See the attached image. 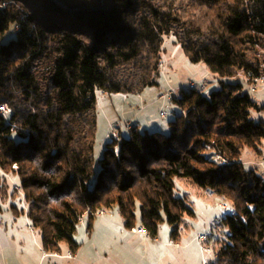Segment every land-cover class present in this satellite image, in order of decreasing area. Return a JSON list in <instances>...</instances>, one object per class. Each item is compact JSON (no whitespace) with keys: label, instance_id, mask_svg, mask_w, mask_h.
Segmentation results:
<instances>
[{"label":"trees","instance_id":"16d2710c","mask_svg":"<svg viewBox=\"0 0 264 264\" xmlns=\"http://www.w3.org/2000/svg\"><path fill=\"white\" fill-rule=\"evenodd\" d=\"M172 34L221 88L209 96L182 89L168 134L134 127L99 159L98 93L158 86ZM259 45L264 0H0V106L11 110L0 112V196L18 176L43 250L76 253L89 210L117 209L128 229L140 210L152 239L165 221L178 239L195 212L175 180L189 179L236 211L211 239L214 264H264V178L242 160L245 149L260 151L264 122L251 119L259 106L245 86L228 82L264 75Z\"/></svg>","mask_w":264,"mask_h":264},{"label":"rangeland","instance_id":"374dc122","mask_svg":"<svg viewBox=\"0 0 264 264\" xmlns=\"http://www.w3.org/2000/svg\"><path fill=\"white\" fill-rule=\"evenodd\" d=\"M185 9L189 15L194 14L193 11ZM255 47L259 56L264 55L262 46ZM163 49L162 60L166 68L160 71L158 86L146 89L141 95L98 93L96 155L99 159L103 157L111 142L109 136L111 121L128 120L138 126L141 132L148 130L168 134L169 123L175 120L176 115L173 114V102L160 100V95L174 90L176 97H180L182 89L187 90L190 83H199L207 79L211 83L203 91L206 96L221 88L216 76L207 65L202 62L192 63L189 60L182 47L176 42L174 34L165 40ZM245 78L244 73H240L237 80L228 82L242 83L245 86V91L259 106V109L252 111L251 119L264 122V85L261 84L254 92L253 84L250 85ZM162 111L168 113L167 120H160ZM151 119L160 120L153 124L155 128H152L149 122ZM127 133L123 130V134ZM242 160L249 169H255L264 178V142L260 151L245 149ZM14 169L17 167L14 166ZM8 181L6 194L4 197L0 196V264H22L26 259L28 261L36 259L39 264L42 255L45 254L42 235L33 227L27 215V203L22 190L19 189V177L9 175ZM16 188L18 191H15ZM175 192L178 197L185 199L195 212L192 217L185 216L178 241L172 238V227L165 221L160 225L158 242L151 237L148 238L151 242L149 249L148 245L147 247L140 244L122 245V236H124L122 229L131 231L125 227L117 209L107 210V215L95 216L92 221L87 218L84 225L80 224L78 230L83 229L87 237V226L92 222V235L95 233L96 240L100 242L99 253L105 255L104 249L107 248L109 251L107 257L111 260V264H214L217 261L215 252L217 247L211 239L220 234L217 227L224 214L221 206L227 205L232 209L230 202L210 188L199 186L189 179L177 178ZM103 224L108 225L102 226ZM140 227H142L141 212L137 210L136 228ZM202 235H207L210 239L201 242L199 237ZM103 237L104 240H101ZM170 241H175L179 246L169 245ZM207 247H211L213 253L207 252ZM63 248L64 245L62 250ZM23 252L25 256L20 255Z\"/></svg>","mask_w":264,"mask_h":264},{"label":"crops","instance_id":"0c3cea01","mask_svg":"<svg viewBox=\"0 0 264 264\" xmlns=\"http://www.w3.org/2000/svg\"><path fill=\"white\" fill-rule=\"evenodd\" d=\"M122 121H125V120H122ZM159 121L160 120L154 121V119H151V121L149 122L153 126L152 128H155L153 124ZM114 122H118V120H113L111 121L110 124ZM133 127L138 128V126L136 125H133ZM123 130L124 128L121 129V135H126V134H123ZM104 225H108V224H103L102 226ZM89 226L90 224L87 226L88 227L87 232H86L87 237L84 235L83 229L80 231L78 230L77 233L75 234V240L77 241V243L80 244V249L76 253H73L68 246H64L65 248H63L62 251L65 253L63 254L60 253V256H56L55 254H48L45 252V254H43L42 258L40 259L39 264H111V260L107 257L109 254L108 253L109 251L107 250V248L104 247L105 255H102L101 253H99L100 242L96 240L95 233H93L92 235L93 224H91V227ZM122 232L124 234V236H122L123 238L122 245L123 244H126V245L140 244L146 247L148 245V249L150 248L149 246L151 245V242L148 241L149 240L148 238H145L139 234H134V233L125 231V229H122ZM179 238L177 239V241L179 240ZM101 240H104V237ZM20 255L25 256L24 252L21 253ZM70 256H73V257H70ZM32 261H28L26 259V261H22V264H37L38 260L36 261V259H34Z\"/></svg>","mask_w":264,"mask_h":264},{"label":"built area","instance_id":"2783aa9c","mask_svg":"<svg viewBox=\"0 0 264 264\" xmlns=\"http://www.w3.org/2000/svg\"><path fill=\"white\" fill-rule=\"evenodd\" d=\"M165 68H166V65L164 64L163 60H161V62L159 64V72L161 70H165ZM210 83L211 82H210L209 79L204 80V81L199 82V83H190L189 88L190 89H198L200 91H204L207 88V85L210 84ZM252 84H253L252 90L254 92H256L261 84L264 85V75H262L260 77H257V78L253 77ZM159 98L162 101H172L174 98H177L176 97V91L171 90V91H169L167 93H164V94L160 95ZM0 112L4 116H6L7 114H9L11 112V110L5 105V106H2L0 108ZM183 113H185V112H183ZM168 118H169V115H168V113L166 111H162L160 113V120H167ZM122 128H124V130L129 132L134 127L127 120H125V121L121 120V121L114 122L113 124H111L110 125V134H109V136L111 138V142L109 144L113 143L114 141H119L120 140V138H121V131L120 130ZM115 152H116V154L119 153L118 147L116 148ZM217 158L220 159L219 157H217ZM226 163H227L226 161H222L220 164L221 165H225ZM221 208L223 209V212H224L222 219L226 218V216L229 215V214H233V215L236 214V211L234 209H229L227 205H222ZM107 214H108V211L106 209H100V210L96 211L95 213H92L89 210V211H87L85 214H83L80 217L79 222H80V224H84L87 218H89V220H90L91 217H95V216L103 217V216H105ZM222 219H220V220H222ZM130 231L132 233H134V234H139V235H141V236H143L145 238H150V235L148 234V232L143 227H140L139 229L134 227V228L130 229ZM209 239L210 238L207 235H202V236L199 237V240L201 242H207ZM154 240L156 242H158L157 238H155ZM169 245L179 246L175 241H170ZM206 251L209 252V253H213V250L211 249V247H207ZM55 255L56 256H60L59 253H55ZM70 257H73V256H70Z\"/></svg>","mask_w":264,"mask_h":264}]
</instances>
